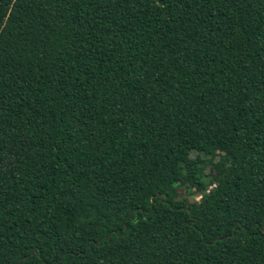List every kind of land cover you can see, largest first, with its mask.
Segmentation results:
<instances>
[{
    "label": "trees",
    "instance_id": "16d2710c",
    "mask_svg": "<svg viewBox=\"0 0 264 264\" xmlns=\"http://www.w3.org/2000/svg\"><path fill=\"white\" fill-rule=\"evenodd\" d=\"M0 264H264V0H0Z\"/></svg>",
    "mask_w": 264,
    "mask_h": 264
},
{
    "label": "rangeland",
    "instance_id": "374dc122",
    "mask_svg": "<svg viewBox=\"0 0 264 264\" xmlns=\"http://www.w3.org/2000/svg\"><path fill=\"white\" fill-rule=\"evenodd\" d=\"M185 196H190L189 194H187L186 192L184 193V192H179V197L180 198H183V197H185ZM191 197V196H190ZM196 200H197V197H196Z\"/></svg>",
    "mask_w": 264,
    "mask_h": 264
}]
</instances>
